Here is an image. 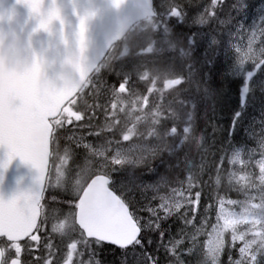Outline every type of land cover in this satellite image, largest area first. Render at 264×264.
I'll list each match as a JSON object with an SVG mask.
<instances>
[{
	"label": "trees",
	"instance_id": "trees-1",
	"mask_svg": "<svg viewBox=\"0 0 264 264\" xmlns=\"http://www.w3.org/2000/svg\"><path fill=\"white\" fill-rule=\"evenodd\" d=\"M174 1L172 9L182 7L183 0ZM248 2H251V0H246V3ZM221 3H223L222 8L218 6ZM235 3L236 0H227L226 3L224 0H218L215 6L209 7L208 4L203 20L216 18V16L226 19L229 14L228 11ZM199 5L202 6L201 3ZM159 15L156 18L159 19ZM167 15L169 18L160 20L163 23L158 25L157 30H154L153 26H147V23H144L140 29H136L122 44H119L120 50L126 49V56L129 57L127 60L128 65L132 67L114 68L111 64H108V60L105 61L91 79L88 87L78 97L77 103L86 99L90 100L91 105L83 109L87 112L88 110L92 111V117L96 118V124L90 128L93 131L107 132L111 130L113 132L109 131L108 136H112L123 129L124 132L128 131L133 134L134 137L139 135L142 141L147 143H150L161 134L162 136L169 135V138L164 137L160 141L161 145L148 155H142L139 158L129 160L127 164L121 165L120 167L124 169L123 173L110 172L115 191L128 206L138 212L141 203L144 207L145 201L156 198L154 192L159 187H169L170 183L177 185L179 190L183 188L184 191L182 192L188 196L194 189H198L200 185H203V199L206 203L212 205L210 215L213 219L208 221L210 228H212L216 223V210L220 201L238 202L244 198L245 189L242 187V182L238 179V176L241 173L246 175L251 167L250 164L243 161L260 156L261 140L264 137V118H262V116L264 117V92L261 88L249 84L245 76H232L231 67L227 66L230 58L226 45L222 41L219 45L215 42L216 44L201 46V49L205 48L204 51L197 49L193 43L192 35L186 31L187 28L182 24L180 18L176 14H170V12H167ZM219 22H221V19H216L213 24L214 27H217ZM146 31H150L149 36L144 34ZM139 36L140 38H138ZM262 40H264V37ZM165 49L179 50L180 53L184 52V59L188 57L189 50L194 51L192 62H190L192 65L190 73L183 77L177 87L171 91H165V88H163L164 83L161 76L163 73L157 62V59H161L160 52ZM221 56H224L225 59ZM218 58L219 60H217ZM224 60H226L225 63ZM203 62L206 63L203 64ZM198 63L201 65L199 66ZM216 63L219 66L213 68ZM155 65L158 67L157 69L153 68ZM199 67L201 71H199ZM201 80L203 84L209 83L204 84L206 85L204 86L200 83ZM236 82L238 83L236 84ZM245 87L248 89L247 92L244 91ZM220 89L221 91H218ZM186 98L188 99L186 100ZM212 100L213 102H211ZM81 105L76 104V108L79 110ZM197 107H201V109H197ZM255 112L259 114H254ZM79 114L80 112L77 113V115ZM241 115L244 116L245 120ZM233 116L234 118H232ZM250 118H253V120ZM141 121L145 122L146 126H137ZM169 122L176 126H168ZM157 123L160 126H156ZM98 124L102 126H96ZM79 125H81L80 120ZM109 140L107 139V141ZM210 142L212 143L210 144ZM207 143H209L208 146ZM60 147L64 148L65 151L67 150L70 159L71 165L69 166L68 160L69 171L67 172V175L72 173L70 177L75 179L76 173L80 170L85 172L87 177L103 170L98 163L94 162L95 158L86 156V150L77 149L74 145L64 142H60ZM205 147L210 149L206 150ZM52 152L53 155L57 154L55 142H53ZM192 152H195L197 157ZM197 152H201V155ZM217 158L220 161L216 160ZM107 159H110V156ZM80 160H84V169H82ZM233 161L234 163H232ZM222 164L223 167H221ZM255 171L256 169L253 173ZM149 176L152 178L146 179ZM118 177L134 180L130 184L132 195L116 187V178ZM49 198L63 203L68 200L67 196L61 190H55L53 194L51 190L46 191L43 198L44 215L46 217L53 216V214L54 216H61L64 207L58 206L52 209L48 204ZM178 221L175 219L170 220V223L169 221L166 223V227L172 231H177V228L182 226V221H179L180 224ZM200 234H203L202 229ZM144 235L146 238V233ZM98 257L103 264H120L122 259L120 252L114 248L99 250ZM194 259V256H192L191 264ZM164 264L168 263L165 261Z\"/></svg>",
	"mask_w": 264,
	"mask_h": 264
},
{
	"label": "water",
	"instance_id": "water-1",
	"mask_svg": "<svg viewBox=\"0 0 264 264\" xmlns=\"http://www.w3.org/2000/svg\"><path fill=\"white\" fill-rule=\"evenodd\" d=\"M153 16L152 0H0V161L13 142L30 161L16 156L0 173V233L23 223L24 207L39 214L33 201L48 172L49 120L110 48ZM109 183L103 175L90 179L77 220L88 235L131 242L139 229Z\"/></svg>",
	"mask_w": 264,
	"mask_h": 264
},
{
	"label": "rangeland",
	"instance_id": "rangeland-1",
	"mask_svg": "<svg viewBox=\"0 0 264 264\" xmlns=\"http://www.w3.org/2000/svg\"><path fill=\"white\" fill-rule=\"evenodd\" d=\"M174 3V0H155V8L156 11L161 14L160 18L149 21L146 25L153 26L154 30H157L158 25L163 23L160 20L169 18L167 12H170V14H176L187 29L196 30L195 37L202 40L201 46H209L215 42L219 44L223 40L222 42L226 45L230 58L228 62L229 66H231L232 74L236 76H245L249 84L261 88L264 92V40H262L264 37V0H251V2L248 3H246V0H236L235 5L228 11L229 14L226 19L216 16V18L214 17L209 20H203V16L208 4L209 7L216 5H210L211 0H183L181 8L177 7L172 9V4ZM199 3H201L202 6H200ZM218 18L221 19V22L218 23L217 27H214L213 24ZM140 27L141 26L136 29H140ZM136 29L134 31H136ZM144 34L149 36L150 31H146ZM138 38H140V36ZM226 39H228V41ZM111 55L113 57L108 60V64H111L112 67H132L128 65L129 62L127 60L129 57L126 56V49L123 48L120 50L116 47ZM160 56L161 59H157V62L161 66V72L163 73V75H161L164 83L163 88H165V91H171L177 87L183 77L190 73V68L192 66L190 62H192L194 51L189 50L188 57L185 59L184 52L180 53L179 50L173 49H165L163 52H160ZM153 68L157 69L158 67L155 65ZM75 104H82L81 108L78 110L74 104L70 107L68 106L65 110L66 117L61 119L59 123V130H57L55 137V148L57 149L54 161L55 170H53L51 182L52 194L55 190H61L67 196L68 200L79 196V192H81L85 183L90 178L81 170L76 173L75 179L70 177L72 173L67 175L69 171L67 160H69L70 166V159L68 158L67 150L65 151L64 148L60 147V142L74 145L73 141L66 139V136L71 133V128L62 127V125L67 124L69 120H75L76 117H81V125L76 128V135L78 138L83 137L84 147L76 148L86 150V156L95 158L94 162L98 163L100 168L103 169L101 173L107 175L111 174L110 172L112 171L123 173L124 169L120 167L121 165L127 164L129 160L139 158L142 155H148V153L154 151L161 145L160 141H162L164 137L169 138V135L165 134L162 136L161 134L150 143L143 142L138 138L139 141L135 143L136 137L130 132L125 131L123 134L122 132L117 133L119 135V142L113 139L107 141L106 136H108L111 130L103 132L90 129L96 124V118L92 117V111L88 110L87 112L83 109L91 105L90 100L86 99L85 101ZM78 112H80L79 115H77ZM156 126L160 125L157 123ZM168 126L176 125L169 122ZM260 148L261 152L259 157H252L250 160L243 161L251 166L248 173L246 175L241 173L238 176V179L242 182V187L245 189L244 198L238 202L230 200L219 202L216 210V223L211 228L210 232L211 238H219L222 235L225 241L231 243L233 232L236 234H243L253 227V225L257 224L259 227L264 228V224H259L257 219L264 218V137L261 140ZM108 156H110V159H107ZM80 162L82 163V169H84V160H80ZM255 169L256 171L253 173ZM116 179V187L132 195L130 184H132L134 180L122 177ZM154 193L156 198L145 201V205H151L154 209L161 208L162 205L166 206V214H179L182 209L192 203L189 196L181 192L171 191L161 198L157 196L156 191ZM48 204L52 209L63 206L64 212L67 211V206L64 202L59 203L49 198ZM142 209L143 205L137 212L138 216L147 219ZM48 218L50 224L58 225L59 223H63L62 215L54 216L53 214V216L50 215ZM150 235L155 239L149 238ZM201 236H203V234H201ZM252 238L251 236H246V239L251 240ZM146 239L152 240L154 244L157 243L158 240L156 234L152 232L147 233ZM207 239L208 238L204 239L201 248L206 246ZM153 250L155 251L154 248L152 251ZM159 254L165 256L162 248ZM194 258L192 264H212V258L204 251L198 252L197 255H194ZM165 261L168 263L167 256H165L162 264H164Z\"/></svg>",
	"mask_w": 264,
	"mask_h": 264
},
{
	"label": "snow or ice",
	"instance_id": "snow-or-ice-1",
	"mask_svg": "<svg viewBox=\"0 0 264 264\" xmlns=\"http://www.w3.org/2000/svg\"><path fill=\"white\" fill-rule=\"evenodd\" d=\"M211 3L215 5L217 0H211ZM218 6L222 8L223 3ZM186 31L192 35L195 47L201 49L202 40L195 37L196 30ZM201 50L204 51L205 48ZM244 91L247 92L248 89L245 87ZM80 119L81 117H76L62 125L64 128H71L66 139L73 141L78 148L84 147L83 137L78 138L76 135ZM16 156L30 163L24 145L13 142L7 153V161H0V173ZM223 166L222 164L221 167ZM180 190L184 191L183 188ZM42 193L43 189H40L35 194L33 203L37 209L42 207ZM203 196V185H200L189 196L192 203L179 214H166V206L163 205L155 209L151 205H145L142 211L147 219L137 216V210L129 206V213L139 231L135 233V239L127 243L117 242L110 237L88 235L77 220V213L80 211L79 196L64 202L67 211L62 213L63 223L58 225L50 224L48 217L33 215L24 207L23 223L10 232L0 233V264H103L99 260L98 250L113 247L122 256L120 264H162L165 256L168 257V264H191V257L200 251L212 258V264H264V228L257 224L246 233L233 232L231 243L225 241L222 235L211 238L208 221L213 219L210 215L212 205L206 203ZM173 219L182 221V226L177 231L165 226ZM257 219L259 224H264V218ZM201 229L203 236L200 234ZM149 232L156 234L157 243L145 238L144 234ZM246 236L253 238L249 240ZM205 238H208L207 244L201 248ZM153 248L155 251H152ZM161 248L165 256L159 254Z\"/></svg>",
	"mask_w": 264,
	"mask_h": 264
},
{
	"label": "bare ground",
	"instance_id": "bare-ground-1",
	"mask_svg": "<svg viewBox=\"0 0 264 264\" xmlns=\"http://www.w3.org/2000/svg\"><path fill=\"white\" fill-rule=\"evenodd\" d=\"M221 36H223V35H221ZM213 37H214V36H213ZM218 38H219V37H218ZM221 38H222V37H221ZM211 39H213V38H211ZM228 39H229V38H228ZM228 39H226V40L228 41ZM220 40H221V39H220ZM220 40H219V41H220ZM224 40H225V39H224ZM210 41H211V40H210ZM222 41H223V40H222ZM206 43H208V42H206ZM209 44H210V43H209ZM217 45H219V44H217ZM204 46H207V45H204ZM217 47H218V46H217ZM217 47H216V50H217ZM220 47H221V46H220ZM218 51H219V50H218ZM212 52H213V51H212ZM214 52H215V51H214ZM203 53H204V52H203ZM215 54H216V52H215ZM220 54L222 55L223 53H220ZM211 55H212V54H211ZM226 55H227V54H226ZM226 55H225V57H226ZM197 56H198V55H197ZM207 56H208V55H207ZM214 56H215V55H214ZM198 57H199V56H198ZM221 57H224V56H221ZM225 57H224L223 59H225ZM226 58H228V56H227ZM210 59H211V58H210ZM214 59H215V58H214ZM217 60H219V58H218ZM210 61H211V60H210ZM221 61H222V60H221ZM221 61H220V62H221ZM225 61H226V60H224V63H225ZM201 62H202V61H201ZM220 62H218V63H220ZM204 63H206V62H203V64H204ZM207 63H208V62H207ZM211 63H212V62H211ZM222 63H223V62H222ZM198 64H199V63H198ZM198 64H196V65H198ZM200 65H201V64H199V66H200ZM215 65H216V66H213V68H214V67L217 68V65L219 66V64H217V63H216ZM220 65H222V64H220ZM223 65H224V64H223ZM225 65H226V64H225ZM227 66H228L229 68L231 67V66H229V62H227ZM206 67H207V66H206ZM208 67H209V66H208ZM210 67H211V66H210ZM228 67H227V68H228ZM199 68H200V67H199ZM199 68H198V69H199ZM202 68H203V67H202ZM216 68H215V69H216ZM224 68H225V67H224ZM207 69H208V68H207ZM221 69H222V68H221ZM216 70H217V69H216ZM225 70H226V69H225ZM199 71H201V68H200ZM210 71H211V70H210ZM220 72H221V71H220ZM202 73H203V72H202ZM230 73H231V72H230ZM232 73H233V72H232ZM210 75H211V74H210ZM210 75H209V76H210ZM233 75H234V74H232V76H233ZM234 76H235V75H234ZM203 77H204V76H203ZM219 78H220V76H219ZM222 78H223V77H222ZM209 79H210V78H209ZM196 80H197V79H196ZM202 80H204V79H202ZM202 80H201L200 83H202ZM222 80H223V79H222ZM222 80H221V81H222ZM237 80H238V79H237ZM192 81H193V80H192ZM212 81H213V80H212ZM232 81H233V79H232ZM193 82H194V81H193ZM215 82H217V81H215ZM195 83H196V82H195ZM208 83H209V82H208ZM208 83H204V84H208ZM220 83H221V82H220ZM222 83H223V82H222ZM232 83H233V82H232ZM232 83H231V84H232ZM237 83H238V82H236V84H237ZM239 83H240V82H239ZM196 84H197V83H196ZM196 84H195V85H196ZM202 84H203V83H202ZM204 84H203V85H204ZM211 84H212V83H211ZM214 84H215V83H214ZM223 84H224V83H223ZM192 85H193V84H192ZM195 85H194V87H195ZM200 85H201V84H200ZM212 85H213V84H212ZM212 85H211V86H212ZM216 85H217V84H216ZM190 86H191V85H190ZM196 86H197V85H196ZM204 86H206V85H204ZM211 86H210V87H211ZM223 86H224V85H223ZM225 86H226V85H225ZM227 86H228V85H227ZM233 86H234V84H233ZM235 86H236V85H235ZM208 87H209V85H208ZM228 87H230V86H228ZM192 88H193V87H192ZM199 88H201V87H199ZM203 88H204V87H203ZM203 88H202V89H203ZM216 88H217V87H216ZM219 88H220V86H219ZM222 88H223V87H222ZM225 88L227 89V87H225ZM234 88H235V87H234ZM197 89H198V88H197ZM207 89H208V88H207ZM207 89H206V91H207ZM214 89H215V88H214ZM226 89H225V90H226ZM228 89H229V88H228ZM189 90H191V89H189ZM194 90H195V89H194ZM222 90H223V89H222ZM225 90H224V91H225ZM233 90H234V89H233ZM186 91H187V90H186ZM218 91H221V89L218 90ZM189 92H190V91H189ZM195 92H196V91H195ZM200 92H201V91H200ZM210 92H211V91H210ZM213 92H214V91H213ZM233 92H234V91H233ZM192 93H194V92H192ZM214 93H215V92H214ZM222 93H223V91H222ZM225 93H226V92H225ZM187 94H188V93H187ZM190 94H191V93H190ZM201 94H202V92H201ZM201 94H200V95H201ZM200 95H199V96H200ZM207 95H208V93H207ZM207 95H206V96H207ZM213 95H214V94H213ZM220 95H221V92H220ZM227 95H228V94H227ZM232 95H233V94H232ZM232 95H231V96H232ZM215 96H216V95H215ZM222 96H223V95H222ZM187 97H188V96H187ZM193 97L196 98V97H197V93H196V97H195L194 95H193ZM225 97H226V95H225ZM228 97H229V96H228ZM228 97H227V98H228ZM188 98H189V97H188ZM188 98H186V100H187ZM191 98H192V97H191ZM200 98H201V97H200ZM218 98H219V97H218ZM184 99H185V98H184ZM204 99H206V98H204ZM215 99H216V98H215ZM207 100H208V99H207ZM226 100H227V99H226ZM183 102H184V101H183ZM188 102H189V101H188ZM208 102H209V101H208ZM208 102H207V103H208ZM211 102H213V100H212ZM215 102H216V101H215ZM217 102H218V101H217ZM180 104H181V103H180ZM182 104H183V103H182ZM230 104H232V103H230ZM177 105H178V104H177ZM216 105H217V104H216ZM234 105H235V104H234ZM179 106H180V105H179ZM204 107H205V106H204ZM204 107H202V108H204ZM254 107H255V106H254ZM225 108H226V107H225ZM227 108H228V107H227ZM227 108H226V109H227ZM251 108H252V106H251ZM256 108H257V107H256ZM256 108H255V109H256ZM197 109H201V107H200V108L197 107ZM237 109H238V108H237ZM240 109H241V108H240ZM249 109H250V108H249ZM249 109H248V110H249ZM257 109H258V108H257ZM257 109H256V111H257ZM217 110H219V109L217 108ZM217 110H216V111H217ZM231 110H232V109H231ZM243 110H244V109H243ZM200 111H201V110H200ZM227 111H228V110H227ZM235 111H237V110L235 109ZM238 111H239V109H238ZM238 111H237V112H238ZM251 111H252V110H251ZM263 111H264V110H263ZM259 112H260V111H259ZM221 113H222V112H221ZM225 113H226V112H225ZM233 113H234V112H233ZM233 113H232V115H233ZM256 113H257V112H255L254 114H256ZM226 114H227V113H226ZM234 114H236V113H234ZM237 114H238V113H237ZM241 114H243V113H241ZM254 114H253V115H254ZM257 114H259V113H257ZM211 115H212V114H211ZM215 115H217V114H215ZM215 115H214V116H215ZM222 115H223V114H222ZM244 115H245V114H244ZM251 115H252V114H251ZM253 115H252V116H253ZM241 116H242V115H241ZM236 117H237V116H236ZM239 117H240V116H239ZM242 117H243V119H244V116H242ZM247 117H251V116H247ZM217 118H218V117H217ZM232 118H234V116H233ZM262 118H264V117L262 116ZM262 118H261V119H262ZM250 119L253 120V118H250ZM244 120H245V119H244ZM247 120H248V119H247ZM254 121H256V120H254ZM263 121H264V120H263ZM231 122H232V121H231ZM242 122H243V121H242ZM251 122H252V121H251ZM243 123H245V122H243ZM246 123H247V122H246ZM249 124H250V123H249ZM263 124H264V123H263ZM253 125H254V123H253ZM96 126H102V125L98 124V125H96ZM137 126H146V123L143 122V121H141V123H140L139 125H137ZM257 126H258V125H257ZM122 131H123V132H122ZM121 132H122V134H123V133H124V130L122 129ZM137 138H138L139 140L142 141L141 137L138 135V136L136 137V140L134 141L135 143H137V141H139ZM202 138H203V137H202ZM106 139H113V140L119 142V135H118V134H113L112 136H106ZM203 139H204V138H203ZM208 139H209V138H208ZM211 143H212V142H210V144H211ZM205 145H206V144H205ZM208 145H209V143H207V146H208ZM211 147H212V146H211ZM205 148H206V147H205ZM209 149H210V148H209ZM209 149L206 148V150H209ZM194 150H195V149H194ZM197 150H198V149H197ZM197 150H196V151H197ZM205 152H206V151H205ZM207 152H208V151H207ZM192 153L195 154V152H192ZM192 153H190V154L192 155ZM197 153H199V152H197ZM200 153H201V152H200ZM200 153H199V154H200ZM219 153H220V152H219ZM221 153H222V152H221ZM228 153H229V152H228ZM228 153H227V154H228ZM195 155H196V154H195ZM200 155H201V154H200ZM222 155H223V154H222ZM228 155H229V154H228ZM196 157H197V155H196ZM219 157H220V156H219ZM213 158H215V157H213ZM221 158H222V156H221ZM227 158H228V156H227ZM232 158H233V157H232ZM212 160H213V159H212ZM212 160H211V161H212ZM216 160H218V158H217ZM218 161H220V159H219ZM218 161H217V163H218ZM145 162H146V160H145ZM214 162H216V161H214ZM232 163H234V161H233ZM146 164H147V163H146ZM167 164H168V163H167ZM218 164H219V163H218ZM217 166H218V165H217ZM230 166H232V165H230ZM235 167H236V165H235ZM210 168H211V167H210ZM210 168H209V169H210ZM228 169H229V168H228ZM233 169H234V168H233ZM230 171H231V170H230ZM227 172H228V171H227ZM220 174H222V173H220ZM222 177H223V175H222ZM224 178H225V176H224ZM134 188L137 189L136 187H134ZM171 191H173V192H181L182 194H184V192H182L181 190H179V188H178L177 185H172V183L169 184V187H166V186H165V187L162 186L161 188L159 187V188L156 190V194H157V196H158L159 198H161L163 195H165V194H167V193H170ZM142 205H143V204L141 203V204H140V208L142 207ZM175 222H176V221H175ZM178 222H179V221H178ZM169 223H170V221H169ZM173 224H174V222H173ZM179 224H180V222H179ZM179 224H177V225L179 226ZM167 225H168V224H167ZM165 226H166V225H165ZM169 226H170V225H169ZM179 227H180V226H179ZM175 228H176V227H175ZM173 229H174V228H173ZM177 229H179V228H177ZM175 231H176V230H175ZM146 235H147V233H146ZM150 237H151V235L149 236V238H150ZM152 238H153V237H151V239H152ZM153 239H155V238H153Z\"/></svg>",
	"mask_w": 264,
	"mask_h": 264
}]
</instances>
